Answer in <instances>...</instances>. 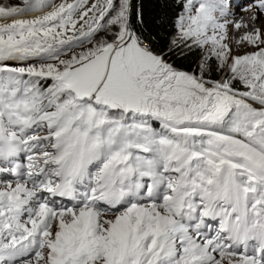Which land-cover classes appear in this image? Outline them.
I'll return each instance as SVG.
<instances>
[{
  "label": "snow or ice",
  "instance_id": "obj_1",
  "mask_svg": "<svg viewBox=\"0 0 264 264\" xmlns=\"http://www.w3.org/2000/svg\"><path fill=\"white\" fill-rule=\"evenodd\" d=\"M0 264H264V0H0Z\"/></svg>",
  "mask_w": 264,
  "mask_h": 264
}]
</instances>
